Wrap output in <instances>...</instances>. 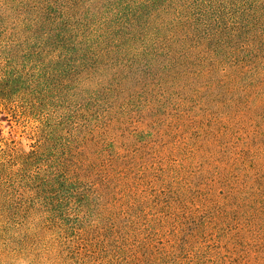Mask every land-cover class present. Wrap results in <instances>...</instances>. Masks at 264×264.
<instances>
[{
    "label": "rangeland",
    "instance_id": "obj_1",
    "mask_svg": "<svg viewBox=\"0 0 264 264\" xmlns=\"http://www.w3.org/2000/svg\"><path fill=\"white\" fill-rule=\"evenodd\" d=\"M19 1L0 0V15ZM49 1L66 10L77 2L76 15L97 3ZM167 10L172 22L189 20L175 36L198 40V0H167ZM194 45L181 50L198 59ZM192 62L183 74H142L106 96L89 122L119 151L118 167L93 178L84 223L60 233L0 218V264H264V93L251 83L232 104V93L198 78ZM256 62L264 82V50ZM5 115L1 146L28 151L29 129Z\"/></svg>",
    "mask_w": 264,
    "mask_h": 264
},
{
    "label": "trees",
    "instance_id": "obj_2",
    "mask_svg": "<svg viewBox=\"0 0 264 264\" xmlns=\"http://www.w3.org/2000/svg\"><path fill=\"white\" fill-rule=\"evenodd\" d=\"M40 1L21 0L0 15V116L18 118L32 141L28 151L0 141L4 225L79 230L96 195L94 179L118 167L120 155L89 117L122 83L183 74L198 61V78L231 92L232 104L251 83L264 93L256 62L264 50V0H198L196 41L195 32L175 36L189 20H169L167 0H97L77 15L69 12L77 2L66 10ZM186 44L198 47V59L182 52ZM248 65L254 75L246 83Z\"/></svg>",
    "mask_w": 264,
    "mask_h": 264
}]
</instances>
